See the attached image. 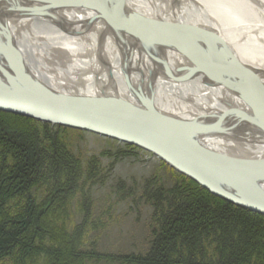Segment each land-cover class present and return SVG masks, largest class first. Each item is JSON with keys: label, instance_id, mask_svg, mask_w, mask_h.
Instances as JSON below:
<instances>
[{"label": "bare ground", "instance_id": "1", "mask_svg": "<svg viewBox=\"0 0 264 264\" xmlns=\"http://www.w3.org/2000/svg\"><path fill=\"white\" fill-rule=\"evenodd\" d=\"M13 83L26 102L38 96L114 124L228 192L239 189L220 177L245 185L264 169V0H0V93ZM117 89L136 100L133 116L70 100H111ZM242 98L263 102L261 113L230 117L241 111L228 103L242 107ZM200 145L224 153L216 172Z\"/></svg>", "mask_w": 264, "mask_h": 264}, {"label": "trees", "instance_id": "2", "mask_svg": "<svg viewBox=\"0 0 264 264\" xmlns=\"http://www.w3.org/2000/svg\"><path fill=\"white\" fill-rule=\"evenodd\" d=\"M72 130L0 111V263L86 264L100 256L83 246L92 219L89 186L102 178L101 161L96 156L83 161L72 151L67 140ZM123 146L104 154L119 158L139 150ZM151 184L158 229L147 253L124 261L264 264V215L221 199L182 174L170 188ZM74 209L84 218L72 225Z\"/></svg>", "mask_w": 264, "mask_h": 264}, {"label": "rangeland", "instance_id": "3", "mask_svg": "<svg viewBox=\"0 0 264 264\" xmlns=\"http://www.w3.org/2000/svg\"><path fill=\"white\" fill-rule=\"evenodd\" d=\"M67 140L83 161L94 156L101 161L102 178L89 186L92 219L83 246L84 250L94 249L100 256L88 259L86 264H132L122 257L147 253L154 238L152 233L158 229V213L150 198L152 192L147 190L148 182L152 180L151 188L161 184L170 188L178 181L179 174L164 167L148 151L137 149L135 154L119 158L105 155L104 152L113 154L126 148L124 144L92 133L72 130ZM79 211L72 210L70 224L81 223L84 216ZM0 264L11 263L8 260Z\"/></svg>", "mask_w": 264, "mask_h": 264}, {"label": "water", "instance_id": "4", "mask_svg": "<svg viewBox=\"0 0 264 264\" xmlns=\"http://www.w3.org/2000/svg\"><path fill=\"white\" fill-rule=\"evenodd\" d=\"M52 4L54 6H58L54 2ZM1 88L5 90H10L11 92H1L0 93V110L9 111L12 113L15 112L23 116L26 115L34 120L36 119L41 122H50V123H53L56 125L58 124L60 126H64L67 128L70 127L74 129H82L85 131L94 132L100 135L101 137L104 136L112 140L113 139L118 140L121 143L125 142L133 146L136 145L140 148H144L145 150H148L149 152L153 153L156 157L164 160L168 166L174 168L177 172L188 175L190 179L193 178L201 187L209 190L213 195L215 194L216 196L222 199L229 200L235 205H238L245 209H249L256 213L259 212L264 215V193L258 187V185L260 186L261 184H264V169H260L258 172L261 174H257L256 176H253V178L249 179L245 185H241L240 183H235V180L237 179L236 177L235 178L232 177L233 182H231L230 180L226 178L220 177L222 180H224L223 182H225V184L229 185V187L235 186L236 188L239 189V192H235L234 194V193L228 192L224 188L225 185L224 186L220 184L217 185V184L211 183L206 178H203V177L201 178L199 174L193 172L192 170L190 171L189 168H186L184 165H182V163H180L182 162L181 160L180 162H177L175 159L167 155L169 153H166L165 151H163L162 149H160L159 147H156L155 145L151 143H147V141L145 142L143 139H141L137 135L131 134V133L122 134L120 131H116L114 124L105 123L104 125V124L98 123L94 120L95 118H93L92 117L93 115L91 114L90 115L88 114L87 119H86L84 118L83 114H80V113L77 114V112L67 107L66 108L63 106L61 107L60 106L61 104L54 105L46 101L43 102V100H41L38 96H35L38 99H33V100H29L28 102H26L24 96L22 97V94L24 93L22 91L24 89L21 84L13 83L12 85H9V87L5 88L1 86ZM39 88L40 87H38V85L31 86V88L28 91H30L31 93L36 92L35 94L41 93L39 91ZM132 91H135L136 93L135 87L133 86H132ZM117 92L120 95L116 97H112L114 99H111V100H108V98L106 97H97V96H90V95L89 96L78 95L74 97V99H70V100H74L73 104L80 103V104H85V106L92 104V106H96L97 108L113 107L117 109V108H122L126 106L132 115L133 112L131 111L133 110V108L136 109L138 105L135 102L136 100L137 101L139 100L137 93H136V100H132L126 94L121 93L119 89H117ZM7 96H14V97L18 96L21 99V101L12 102ZM52 97L54 96L52 95ZM240 100H242L246 106L243 105L242 107H239L236 105L235 106L231 105V103H228V106L231 107L230 111L234 110V108H236V110L240 109L241 116H236L235 114H233V115H230V117L232 116L234 118L241 117V120L246 119V117L249 119L250 115L246 113L245 108L248 110H251L250 112L253 111L254 113H261L260 109L262 108L261 104L263 102L258 103L256 100L251 101L250 99H247V98H242ZM50 105L52 107H50ZM113 120L115 122H118L117 127L121 128L123 124L122 117L118 116V118L113 119ZM197 147H198L199 152H202L203 154H206L212 158V160L210 159L209 164H207L206 167H210V169H214L215 170L214 172H216L219 169L218 167L219 164L216 165V162L221 163V161L223 160L225 161L224 153L222 154L221 152H215L213 150L210 151L208 149L206 150L203 148L202 145L197 146ZM261 165H264V164H261ZM245 167H249V166H245ZM224 175L225 174H223V176ZM214 177H216L215 174H214ZM256 178L257 180L254 181V179Z\"/></svg>", "mask_w": 264, "mask_h": 264}]
</instances>
